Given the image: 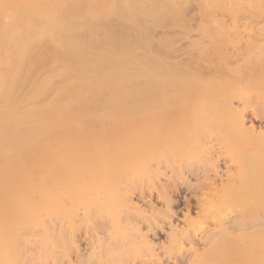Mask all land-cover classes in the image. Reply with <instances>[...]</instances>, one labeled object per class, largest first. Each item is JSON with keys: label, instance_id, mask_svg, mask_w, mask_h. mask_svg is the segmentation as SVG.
I'll list each match as a JSON object with an SVG mask.
<instances>
[{"label": "rangeland", "instance_id": "374dc122", "mask_svg": "<svg viewBox=\"0 0 264 264\" xmlns=\"http://www.w3.org/2000/svg\"><path fill=\"white\" fill-rule=\"evenodd\" d=\"M32 1L33 2H31V0L18 1V7L15 8L14 6L16 5L12 3L13 0H0V42L6 44V41H12L14 39L12 36L17 33L16 30L18 31L17 34L22 33V36L25 35V32L29 28H26L25 32L22 29L25 28L26 25L31 26L32 24L33 27L31 28H34V26L39 27V25L40 28L43 26V19L40 18L39 14L50 6L51 0L49 1L50 3H47L49 5L47 7H45V0ZM81 1L78 0L77 2L79 3L77 4H79L80 10L81 8L84 10L86 7H90L89 5L93 7L97 0H95L94 3L92 2L93 0L90 2L84 0L86 5L85 3L80 5ZM108 1L109 3H107ZM225 1L226 0H98L96 6H99V8L95 7L100 12L95 11L99 13L97 14L99 17L96 18L97 27L95 28L93 25L96 20L85 21V14H83L81 19H83L82 21L86 24L83 23L81 19L80 21L87 25L84 28L86 31L92 29L89 26L87 30L86 27L93 22V25L91 24L93 29L90 32L92 36H90L89 33L86 35L87 32L85 31L86 33H83L80 38L82 41L80 42V39H77V37L76 41L79 40L81 44L82 42L83 44H90L96 49L94 58H92L96 63H106L102 55H104V45H107L108 47H105L110 49L107 61L108 64L105 65V71L97 70L91 74L92 87L86 91L90 92V96H93L92 101L67 109L68 114L71 115L87 114L79 117L72 116L69 120L63 122L62 120L65 119H61L60 123L58 120V123L56 122V124H54V126L57 125L60 127L59 129L61 130H69L71 134H68V136L65 135L64 137L61 136L59 139L55 140L48 138L43 141L45 147L43 149L45 150L41 152V155L37 154V156L35 154L36 152H29L30 154L21 158L27 164L30 163L29 161L34 160L42 163L43 168L41 171L40 169L37 172L36 170L35 172L30 171L25 177L38 180L41 185L42 191L40 187L32 190L33 198H37L39 192L45 190L46 199H48V196L50 199L45 200L44 204L37 202L36 199L33 203L31 202V204L30 202H26L28 203L26 205L25 202H16L18 205L17 207L19 209L21 207V211L25 213L23 214L16 208L14 210L22 213H18V215L20 214L19 217L16 216V218L18 217V221H16V219L14 220L15 213L17 215V212L14 210V218L12 216L11 219L7 221H11L8 224L11 226V229L15 228L13 226L19 229L22 225L21 227L23 229L20 228L19 230L23 231V234H21L25 236V238L21 236V234L18 235L20 231L18 230V232H16L17 229L15 234H13L15 229L13 232L10 228L7 229L9 231L5 228L6 231L3 229L2 236L0 234V244L2 245L0 246V254H4L5 258L6 253L4 262L14 264V262L10 260L12 259L13 261L15 258V264H67L69 263L68 261H74L75 263H70L76 264L78 260H80L79 257H77L78 253L81 254L82 252L85 256H88L87 253L91 254L92 257L90 256V260H92V262L89 260L91 264L93 262L95 264H101L103 260L105 264H114L115 262L124 264L126 260L122 258L124 262H121L122 259H120L121 256L124 255H121L119 261H116L118 256L113 254V256L115 255V257H117L116 259H112L111 262L113 260L114 262L111 263L108 261V258L111 257H107L109 256V252L107 251L108 254L105 255L103 251L106 248L102 250L100 248H103V245L107 247L110 242H106L109 240L112 241V239L115 240V237L117 239V236H119V239L121 238L123 240V244H134L136 241L133 243V237H135L136 234L132 228L135 230V226L136 228L139 226L138 228L141 227V232L143 234L145 233L146 237H148L146 240L148 239L147 241L152 244V248L154 246L153 249L155 251L152 248L148 250L143 244H139L140 240L136 237L135 239L139 242L132 245L135 246L134 248L136 249L134 250L129 247L126 250L125 247L123 250L128 252L132 249L128 252L129 254L125 251V253H127L126 255H129L131 259H128L129 264L131 261L134 264H188V262L191 264L192 261L190 260V256L192 252L195 253L198 248L200 249L202 247L199 244L202 237L203 241L205 239V242H208V239L209 242L212 240L211 242L213 245L215 241H218L217 239L221 240L220 243L218 242L215 244V247L217 246L216 248H214V246L211 247V245H208V247L205 246V249H207L203 254L204 256L200 259V261L204 262L203 264H211L216 260L215 258H217V260H222V257L223 260L218 261L221 262L220 264H237V262L238 264H264V0H245L243 6L225 3ZM112 4L114 5L112 6ZM91 9H87L88 13H92L91 11L89 12ZM82 13L83 12L80 14ZM101 14L104 17L106 16V18L104 19ZM113 14H117L118 16L113 18ZM109 16L110 18L108 19ZM84 29L82 30L84 31ZM12 32L15 34H11ZM16 38H19L18 35ZM1 45H3V43ZM43 46H45V44H43ZM79 48H81V46L78 44L75 46V51H79ZM158 65L161 66H159L162 68L161 70L158 68ZM42 71L43 70H41V72ZM158 71H163V73L161 74ZM169 71L171 74H169ZM46 72L45 70L44 73ZM159 74L162 75L159 81L163 79V86H165V88H162V83L156 85ZM24 83L23 81V83L20 84L18 90L23 91L25 89L24 91L28 92L27 84H29V82L25 84L27 88L23 86V89L22 85H24ZM167 88H170L173 93L172 98L171 95L169 96L171 98V101L168 102L169 104L174 102L175 98H177L176 101H178V98L182 97L183 100L190 99L186 102L187 104L184 103L189 106H187L189 109H181V107L178 109L179 106L177 108L173 107L175 110H173V112L171 111L174 113L172 116L171 112H167V109L164 111V109L168 107L165 106V108L162 109L164 114L160 116V122L157 118L159 119V115L162 113L156 112L159 115L155 113V103L152 102L160 95L158 89L162 90V94L164 95L163 90L170 92ZM188 90L191 92V95L188 94ZM156 92L159 94L157 95ZM155 94L157 96H155ZM67 95L68 94L65 93L61 96V102ZM79 95L85 94L80 93ZM162 97L160 95V97H158L159 100L160 98L162 99ZM44 98L42 99L44 100ZM172 99L174 101H172ZM159 100L155 102H159L158 104L160 107V103L162 104V101L165 103V101L164 99L161 102ZM152 104L154 105V109ZM138 105L140 106L138 107ZM190 105H192V108H190ZM193 105L198 107L195 108ZM161 108L162 107L157 108V110L159 109L160 111ZM170 108L168 109L169 111ZM147 109L150 110L145 112ZM136 110L139 111H137L139 115H137L135 120V116L128 120V118H130L127 117L130 114L129 112H136ZM195 110L196 112H194ZM140 111H142V113ZM190 111L192 113H190ZM168 113H170V116ZM140 115L142 118L139 117ZM162 117L165 118V120ZM172 117H174V119ZM241 118L244 120V125L247 126L244 127L245 129H241V124L238 125L241 123L238 119L241 120ZM168 120L170 122L172 121V123L175 124L174 126H178V128L174 127L175 134L172 132L173 129H169L171 130L170 132L169 130L163 132V129H157L161 126L163 121L165 122ZM128 122L130 125H128ZM170 122H168L167 125H169ZM163 124L165 125L166 123ZM157 125L159 127H157ZM183 126L184 128H182ZM250 127L251 131L252 129L254 130L252 134L250 133L251 131H247ZM106 130L107 132L109 131V138L106 134ZM241 130H243V132ZM104 131L106 135L103 134ZM156 131H158V133L162 131L161 135L157 134ZM100 133L101 137L107 136V138L101 139ZM162 133H164V135ZM114 135L116 137H114ZM111 136L113 138H111ZM157 136H160L159 139L163 137L161 140L164 142L161 140L159 142ZM110 139L112 140L110 141ZM162 142L164 144L167 143L166 149L164 144H162L163 146H159ZM169 142L173 143L170 144ZM168 144L171 145L169 150H167ZM97 150H101L102 153L105 151L107 155L109 153L110 159L109 157L106 158V153H103L104 155H101V152V154L99 153L101 155H99L100 158L104 156L103 158L105 161L109 159V162H103V158H99L100 161L102 160V163L97 160ZM161 150L162 157L161 154H159ZM173 150L174 152H172ZM94 151L96 153L93 154ZM123 151H125L124 154H122ZM163 152L164 154L168 152L165 154L166 157ZM87 154L90 158L85 157ZM95 154L97 157H94ZM79 155L83 158H87L86 160L89 159V164H91L90 159L94 157V161L95 159L96 161L95 163L92 161L94 163L92 165H95V168L89 166L88 161H84L85 159H83V161L82 159L78 160L80 159ZM116 155L117 157H115ZM125 155L127 156L124 158ZM128 155L131 157L128 158ZM112 157H114L116 162H114ZM118 158H120V161L122 160V165L124 164L123 162H125V165L129 166L126 167L123 165L122 168L121 165L120 168H116L118 165L117 162H119ZM75 160L79 162L77 161V164L72 166V164L76 162ZM80 161H82L83 164H78ZM130 162H133L134 165ZM214 162L217 164L215 165ZM103 163H105V165ZM110 163L112 165L116 163L117 165L114 164L116 166L114 168L116 169L112 170L113 167L108 165ZM62 164L65 165L63 166ZM69 164L71 165L70 167ZM100 165L104 166V168L100 167ZM106 165L108 167H106L107 169L105 168ZM59 166H63V169L59 170ZM214 167L216 168L214 169ZM64 168L67 169L64 170ZM121 168L122 170H120ZM98 169L101 170L99 171L100 173ZM94 170L96 171L94 172ZM223 178H225L227 182ZM94 180L96 182L92 183ZM221 180L225 182L223 183ZM91 183L94 186H91ZM98 183L99 186L101 185L100 188L102 189V193L106 194V199H103L102 197H104V195L100 194L102 197L99 196V201L101 198L105 200H101L102 202L96 199L98 193L96 195L94 193H101L100 188L94 189L95 186L98 187L95 185ZM64 184H67V189L63 187ZM73 187L77 190L72 191ZM65 189L68 190L67 194ZM89 189H93L94 191L92 192V190H90V192ZM62 191L64 192L62 193ZM75 192L76 194H78V192L82 193L78 194V196L80 197L81 195L80 200L83 202L76 198L75 201H78V203L74 204L75 201L72 196H77ZM93 193L94 196H92ZM63 194L66 195L63 196ZM69 194H72V196ZM67 195H69L70 198ZM217 195L223 199H218L219 196L217 197ZM88 196H91L93 201H98L94 202L97 204V207L91 202V197ZM93 197H95V199ZM63 199L73 201L72 203L68 200L62 202ZM88 199H90V201ZM131 199L136 206L130 209L127 207L125 208V205L128 207L130 206L123 202L128 203L129 200V202H131ZM167 201L170 204H168ZM2 203L4 204V202ZM5 203L7 204L8 202ZM11 203L10 204H14L15 207L16 203ZM34 203L37 207L33 205ZM100 203L103 204L104 208L98 209V204ZM3 204L0 202V207H2ZM38 204H40V206ZM6 207V209H10L11 206ZM14 207L12 206V209ZM25 207L27 210H29L28 208L30 207L31 211L29 210L28 212L24 209ZM137 207L140 208H138V211L136 209ZM13 211H10L11 215ZM129 213L133 214L128 215ZM26 214L31 216L29 217ZM168 215H172L169 216L171 217V221H169L170 218L167 219ZM20 216H22V218L24 216L25 218L29 217L24 220H27L24 223L25 226H23L24 224ZM164 216L167 217L165 218ZM235 219L239 222L235 221ZM12 221H15V225L13 224V226L11 225ZM101 221H103V224L106 223V227L110 229L109 232V229H105V226H103L101 230L104 233L108 230V233L106 232L107 236H103L101 239L104 241L106 237L108 238L104 243L100 241V236L102 235L100 231L102 228V224L100 225V223H102ZM18 222H20L19 225L21 224L19 227L17 226ZM131 222L134 225L133 227H131L132 224L130 225ZM147 222L150 225H148ZM170 222L172 225H170ZM95 223L96 225L98 223L97 226H100L97 228L94 227L96 226L94 225ZM237 224L239 225L238 227H236ZM251 224L253 225V229L251 227L249 229L248 227L252 226ZM173 225L177 227L174 228ZM147 226L152 227V230ZM246 226L248 229L247 231L245 230ZM92 227L94 228L92 229ZM171 227H173V229L170 234L171 231H169V228L171 229ZM95 228H99V233L101 232V235H99L98 232L97 234L95 233ZM173 231H175L174 234L177 232L175 237L174 235L173 237L171 236ZM215 231L219 234H216L217 237L214 235L212 236V234H215ZM9 232H12L11 235ZM92 232L94 233L93 236H89L90 234L92 235ZM246 232L249 233L248 236ZM16 233L21 238L18 236L16 238ZM104 233L103 235H106ZM244 233L245 236L243 235ZM233 234L235 237H233ZM238 234L239 236H237ZM13 235L14 237H12ZM84 235L89 236L92 240L93 237L95 238L97 237L96 235H99L96 238L98 241V243L96 242L97 245H95L97 249L92 248V245L89 244L92 243L93 247H95L94 244H96V239L92 241L90 238H87V236L84 237ZM128 235H131L132 238H130V240H133L130 241V243L129 240L126 239V237H129ZM8 236L18 240H14L15 242L13 243V239H10L11 237L9 238ZM211 236L214 237V239H210L209 237ZM227 236L230 242L227 240ZM86 238L90 239L92 242L88 240L87 243H85L84 241L87 240ZM2 239L7 242L5 241L3 243ZM81 239L84 241L81 242ZM119 239L115 241L120 243L122 240ZM124 240H127V243H124ZM9 241L11 244L13 243L15 247L8 244ZM234 241L237 242L234 243ZM252 241H259V247L256 248V250L251 247ZM76 242L80 247L77 246ZM100 242L101 244H99ZM5 243L10 246L6 247ZM110 244L114 249L111 253L116 251L119 252V250L113 247L115 244L114 241L113 245L112 243ZM137 245H141L145 250H139V253L136 252L137 248L140 249ZM220 245H222V247ZM223 245L225 247H223ZM3 246L4 248L6 247V250H2L1 247ZM89 246L92 249H90ZM77 247L85 251H79ZM209 247H211V249ZM217 248L220 250L219 254L224 251L222 257L221 255H217ZM26 249L29 252L22 254V251L24 252ZM94 249H96L95 251H97V254L93 252ZM9 250L10 254L11 251L14 252L15 250V254L19 255L20 252L21 256L27 254V260H25V256H23L25 260H23L24 263L20 260L22 257L16 261L18 256L12 257L15 254L12 253L13 255H10L8 252ZM150 250L154 252L150 254ZM30 251H32L31 254ZM100 251L101 254L105 255V258L107 257L106 262L103 258L104 255H100ZM256 251L258 252L256 253ZM64 253L68 255L66 258L63 256L65 255ZM121 253L125 254L124 252ZM28 254H30V257H27ZM155 254L156 256H152ZM110 255L112 256V254ZM228 255L230 256L229 259L227 257ZM8 256L11 257L10 260L7 259ZM31 257L32 259L34 258V260H32ZM94 257L102 261H97ZM98 257H102V259ZM127 257L128 256L125 258ZM28 258L30 259L28 260ZM93 259L96 261H93ZM213 259L214 261H212ZM226 260L227 262H225ZM103 262L102 264H104ZM79 263L80 262L77 264ZM87 264L89 263L87 262ZM200 264L202 263L200 262Z\"/></svg>", "mask_w": 264, "mask_h": 264}, {"label": "bare ground", "instance_id": "6f19581e", "mask_svg": "<svg viewBox=\"0 0 264 264\" xmlns=\"http://www.w3.org/2000/svg\"><path fill=\"white\" fill-rule=\"evenodd\" d=\"M9 1H12V0H9ZM18 1H29V0H13V2L12 3H14L16 6H14L15 8H17L18 7V4H19V2ZM44 1V0H43ZM47 1V2H46ZM50 0H45L44 2H45V7H47V6H49L47 3L49 2ZM75 1L76 0H51L49 3H50V6L49 7H47V9L46 10H44V11H41V13L40 12H38V13H40L39 15H40V18H42V19H40V20H42V24H43V26L40 28V25H39V27H35L34 26V28H31V27H33L32 26V24H31V26H27L26 25V27L25 28H23L22 30H24V32H25V30H26V28L28 29L26 32H25V35H23L22 36V33H19L20 34V36H19V34H17L18 33V31L16 30V34L18 35V37L19 38H21V36H22V38L21 39H19V38H16L17 37V35L15 34V33H11V34H15V35H13L12 37H14V39L12 40V41H6L7 43L6 44H4V42H0V202H1V204H3L2 202H4V204H3V209H2V207H0L1 209H0V234H1V236H2V232H3V229L5 228L6 230L7 229H9L11 226L10 225H8L9 224V222H11V221H7L8 219H11V217L14 215V211L15 212H17V215H16V213H15V218H14V216H13V218H14V220L16 219V221H18L17 220V218L19 217V215L20 214H24L25 212H22L21 210V207H20V209L17 207L18 205H17V203L16 202H25V205L26 204H28V203H26V202H30V204H31V202L33 203L34 202V200L36 199V201L37 202H41V204L43 203L44 204V201L45 200H49L50 198H49V196H48V199H46V192H45V190H43V192H39V195H38V197L37 198H33L32 196H33V189L34 188H41V185H40V183H39V181L38 180H35V179H28V178H26L25 177V175H28L29 173H30V171H34L35 172V170H36V172L37 171H39V169H40V171L42 170V168H43V165H42V163L40 162V161H36V160H34V161H29L30 163H26V162H24L21 158H23V157H25V155H28V154H30L29 152H33V153H35L36 155L38 154V155H41V152L42 151H44L45 149H43V148H45L44 147V144H43V141L44 140H47L48 138L49 139H51V140H55V139H59L61 136L62 137H64L65 135L66 136H68V134H71L70 133V131L69 130H61V129H59L60 127H58L57 125H55V126H57V127H55L54 126V124H56V122L58 123V120H59V123H60V121H61V119H65V120H62V122L63 121H67V120H69L70 119V117H72V116H76V117H79V116H81V115H85V114H87V113H83V114H77V115H71V114H68V112H67V109H70L71 107H76V106H79V104H82V103H88V102H91L92 101V99H93V96L91 95L90 96V92H88V91H86V90H89V89H91V85H92V80H91V74L92 73H94L95 71H97V70H106V64H108L107 63V61H108V57H109V53H110V49H108V48H106L105 46H107V45H104V48H103V52H104V55H102V58H105L104 60L106 61V63H96V62H94L93 61V59L92 58H94V54H95V51H96V49L94 48V47H92L90 44H83V42H82V44L80 43L82 40L80 39L81 38V36H82V34L84 33H86V35H88V33H89V35L90 36H92L91 34H90V32H91V30L93 29V27H92V25H93V22H91L90 23V25L88 24V27H86L87 28V30L89 29V26L92 28V29H90V31H86V29H84L85 28V26H87V25H85L86 23L85 22H83L82 20L83 19H81V17L83 16V14H85L84 16V20L85 21H88V20H90V21H95L96 20V18L97 17H99L97 14H99V13H96L95 11H97V12H100V11H98L97 9H96V7L97 8H99V6H96V4H97V2H98V0L96 1V4L95 5H93V7H91L92 5H89L90 7H86L87 9H91V10H89V12L91 11L92 13H88V10L85 8L84 10L81 8V10H80V8H79V4H77V3H79V2H77L76 1V3H75ZM81 1V0H80ZM86 1V0H85ZM89 2L91 1V0H88ZM94 1L95 0H93L92 2L94 3ZM114 1H116V0H114ZM244 1L245 0H226L225 1V3H230V4H235V5H238V6H243V4H244ZM31 2H33L32 0H31ZM11 3V2H10ZM9 3V4H10ZM83 3H85V5H86V2H84V0H82L81 2H80V5L81 4H83ZM101 3H102V1H101ZM105 3V2H104ZM107 3H109V1L107 2ZM7 4V3H6ZM47 4V5H46ZM224 4V3H223ZM76 5H78V6H76ZM99 5V4H98ZM114 4H112V6H113ZM74 6H76V7H74ZM96 6V7H95ZM49 8V9H48ZM94 9H96V10H94ZM102 9V8H101ZM100 9V10H101ZM106 9V8H105ZM83 10V11H82ZM93 10V11H92ZM111 10H113V9H111ZM111 10H110V12H111ZM40 11V10H39ZM83 12L82 14H80L81 12ZM80 12V13H79ZM108 12V11H107ZM114 13H116V12H114ZM118 14V13H117ZM115 15V14H113L114 15V17L113 18H115V17H117L118 15ZM101 16L102 17H104L102 14H101ZM120 16V15H119ZM80 17V18H79ZM106 18V16L104 17V19ZM110 18V16L108 17V19ZM78 19H79V21H78ZM80 19H81V21L83 22V23H85V24H83L81 21H80ZM89 23V22H88ZM92 24V25H91ZM96 25V26H95ZM94 28L95 27H97V20H96V22H94ZM37 28V29H36ZM82 29H84V31L82 30ZM82 31V32H81ZM86 31V32H85ZM23 32V31H22ZM23 32V33H24ZM80 34V35H79ZM77 35H79V36H77ZM76 37H77V39L79 38L80 39V42H79V40H77L76 41ZM91 39V38H90ZM3 43V45H1ZM43 44H45V46H43ZM47 44V45H46ZM80 45L81 46V48H79L78 50L79 51H75V46H77V45ZM41 47V48H40ZM108 47V46H107ZM78 48V47H77ZM80 49H81V51H80ZM124 56H126V55H124ZM161 64V63H160ZM49 66V67H48ZM120 66V65H119ZM160 65H158V68L161 70L162 68H160L159 67ZM174 67H177V66H174ZM47 68V69H46ZM49 68V69H48ZM168 68H170V67H168ZM158 69V70H159ZM41 70H43L42 72H41ZM45 70L47 71L46 73H44L45 72ZM167 71H168V69H167ZM159 73H163V71H158ZM170 72V71H169ZM168 72V73H169ZM169 74H171V72L169 73ZM160 75V74H159ZM158 75V79H157V83H156V85H158V84H160V83H162V86L164 85L163 84V79H161L160 81H159V79H160V77L162 78V75H160L159 76ZM170 80V79H169ZM23 81L25 82L24 83V85H22V87L23 86H25V84H26V82H29V84H30V86H29V84H27L28 85V88L25 86V88H27L28 89V92H25L24 90V87H23V91L22 90H20L21 91V93H20V91L18 90L19 88H20V84H22L23 83ZM159 82V83H158ZM19 85V86H18ZM17 86H18V88H17ZM161 86V85H160ZM21 87V88H22ZM30 87V88H29ZM170 88H172L171 86H169ZM162 88H165V86H163ZM170 88H167V89H169V91L170 92H166V91H164L163 90V93H164V95L162 94V90H159L158 89V92H160V95H161V97L163 96H166V97H162V99L160 98V100H159V98L158 97H160V95H158L159 93L158 92H156L157 93V95H158V97H157V99L155 100V101H157V100H159L160 102L164 99V101H165V103H168V102H170L171 101V98H172V90L170 89ZM18 92H17V91ZM156 90H157V88H156ZM15 92H17V93H15ZM167 94H166V93ZM185 92H187V91H185ZM188 94L189 95H191L190 93V91L188 90ZM21 95H19V94ZM65 93H67L68 95H67V97L61 102V96L63 95V94H65ZM85 94V95H79V94ZM96 93V92H95ZM169 93H171V94H169ZM156 94H155V96H157ZM171 95V98L169 97ZM19 96V97H18ZM45 97V98H44ZM48 99H47V98ZM42 98H44V100L42 99ZM155 98V97H154ZM170 100H169V99ZM175 98V97H174ZM47 99V100H46ZM166 99V100H165ZM168 99V100H167ZM179 99H180V101H179ZM177 100V98H175V101ZM190 100V99H189ZM189 100H183L182 99V97H180V98H178V101H174L173 99H172V101H174V102H171V104H165V103H163V101H162V104L160 103V107H162L161 109H160V111H159V109L157 110V108H160L159 107V102L158 103H156L155 101L154 102H152V103H155L154 105H155V107H156V111H155V113L157 112V113H162V114H157V115H159V119L157 118V120H159L160 121V119H161V117L160 116H163V112L164 111H166V109H167V112H173V110H175V108H177L178 106V109H180V107H181V109H186V108H188L189 106L188 105H185L184 103H186L187 101H189ZM133 101V100H132ZM131 101V102H132ZM178 102V103H177ZM191 102V101H190ZM182 103H183V105H182ZM143 104V103H142ZM173 104H175V105H173ZM176 104H177V106H176ZM179 104V105H178ZM187 104V103H186ZM191 104V103H190ZM196 104V103H195ZM129 105H131V104H129ZM153 105V104H152ZM154 105H153V109H154ZM161 105H163V106H161ZM181 105V106H180ZM185 105V106H184ZM197 105V104H196ZM140 105H138V107H139ZM158 106V107H157ZM165 106H170L169 108H170V111L168 110L169 108L168 107H166L165 108ZM184 106V107H183ZM188 106V107H187ZM191 107L190 108H192V105H190ZM194 106V105H193ZM173 107H175V108H173ZM195 107V106H194ZM198 107V106H197ZM197 107H195V108H197ZM131 108V107H130ZM165 108V109H164ZM162 109H164V111H162ZM172 109V110H171ZM189 109V108H188ZM150 110V109H149ZM148 109L145 111V110H143V111H145V112H147V111H149ZM152 110V109H151ZM198 110V109H197ZM137 111L138 110H136V112H133V111H131V112H129L130 114L127 116V115H125V116H127V117H130V118H128V120H130L131 118H133L134 116V120H135V118L137 117V115H139V113H137ZM159 111V112H158ZM186 111H188V110H186ZM139 112V111H138ZM141 113H142V111H140ZM171 112V114H172V116H173V114L174 113H172ZM194 112H196V110L194 111ZM134 113H137V114H134ZM187 113H189V112H187ZM190 113H192L191 111H190ZM144 114H146V113H144ZM132 115V116H131ZM168 115L170 116V113H168ZM142 116H143V114H142ZM146 116V115H145ZM175 116V115H174ZM127 117H126V119H127ZM139 117H141V115L139 116ZM144 117V116H143ZM142 118V117H141ZM163 118V117H162ZM170 118V117H169ZM173 119H174V117H172ZM244 118V117H243ZM145 119H146V117H145ZM144 119V120H145ZM164 120H165V118H163ZM167 119H168V117H167ZM171 119V118H170ZM169 119V120H170ZM133 120V119H132ZM140 120V119H139ZM142 120V119H141ZM163 121V123H166L165 125L162 123L161 124V126L159 127L158 125H157V127H159V128H157L158 130H162L163 129V132H165L166 130L168 131L169 129H173L172 130V132H174V127H176V128H178V126H174L175 124H173L172 123V121L170 122V121ZM172 120V119H171ZM136 121H137V119H136ZM136 121H135V123H136ZM238 121L240 122L241 121V123H239L238 125H240L241 124V129H245L244 127L246 126V125H244V120L241 118V120L240 119H238ZM138 122V121H137ZM139 122H141V121H139ZM143 122V121H142ZM161 122V121H160ZM168 122H170L169 123V125L171 124H173L171 127L169 126V125H167L168 124ZM125 123V122H124ZM130 123H131V121H130ZM158 123V122H157ZM176 123V122H175ZM249 123V122H248ZM145 124V123H144ZM127 125V124H126ZM125 125V126H126ZM128 125H130L129 124V122H128ZM140 125V124H139ZM139 125H137V126H139ZM156 125V124H155ZM163 125H164V128H163ZM166 125H167V128H166ZM248 125V124H247ZM132 126V125H131ZM152 126V125H151ZM181 126V125H180ZM179 126V127H180ZM149 127V126H148ZM156 127V126H155ZM247 127V126H246ZM252 127V126H251ZM251 127H250V129H248V128H246V129H248L247 131H251ZM140 128V127H139ZM147 128V127H146ZM150 128V127H149ZM152 128V127H151ZM166 128V129H165ZM175 128V129H176ZM182 128H184V126L182 127ZM181 128V129H182ZM135 129V128H134ZM153 129H154V127H153ZM156 129V130H157ZM125 130V129H124ZM135 130H137V129H135ZM177 130V129H176ZM188 130H189V128H188ZM69 131V132H68ZM171 130H169V132H170ZM187 131V130H186ZM242 132H243V130H241ZM246 131V130H245ZM254 130L252 129V131L250 132L251 134H252V132H253ZM106 132H107V130H106ZM109 132V131H108ZM108 132L106 133L107 134V136H108V138H109V134H108ZM134 132V131H133ZM161 132L162 131H160V133H158V131H156V133L157 134H160L161 135ZM261 132H263V131H261ZM101 133H102V131H101ZM101 133H100V137H101ZM132 133V132H131ZM99 134V133H98ZM103 134L104 135H106L105 134V131L103 132ZM111 134V133H110ZM163 135H164V133H162ZM172 134V133H171ZM173 134H175V132L173 133ZM259 134H261V133H259ZM103 135V136H104ZM93 136V135H92ZM96 136L98 137V135H97V133H96ZM107 136H105V137H101V139H105V138H107ZM113 136V135H112ZM111 136V138H113ZM127 136V135H126ZM156 136V135H155ZM99 137V138H100ZM114 137H116L115 135H114ZM160 137V136H159ZM159 137L157 136V138L159 139ZM98 138V139H99ZM128 138V137H127ZM163 137H161L158 141L160 142V140L162 139ZM126 139V138H125ZM107 140H109V139H107ZM112 139H110V141H111ZM157 140V139H156ZM173 140V139H172ZM104 141V140H103ZM161 141H163V140H161ZM126 142V141H125ZM164 142V141H163ZM157 143V144H159V146L160 145H162V144H164V143ZM167 143H168V141H167ZM166 143V144H167ZM170 144H172L173 142H169ZM166 144H164L165 145V149H166ZM130 145H131V143H130ZM169 145V144H168ZM167 145V147H168V149L167 150H169V147L171 148V145H169L168 146ZM128 146V145H127ZM127 146H125V147H127ZM163 146V145H162ZM161 146V147H162ZM128 147H130V146H128ZM157 147H158V145H157ZM161 147H159L160 149H162ZM131 148V147H130ZM119 149V148H118ZM102 150V149H101ZM101 150H97L98 151V153H97V155H98V157H97V155L95 154L94 155V157H97V160H99V158H100V156L101 155H104L103 153H106L105 151H103V153L101 152ZM116 150H117V148H116ZM155 150H156V148H155ZM163 150V149H162ZM162 150H161V153H159V154H161V157H162ZM166 151V150H165ZM171 151V150H170ZM102 154H101V153ZM124 152L125 151H123V153L122 154H124ZM127 152V151H126ZM155 152H157V151H155ZM172 152H174V150L172 151ZM94 153H96L95 151L93 152V154ZM101 155H100V154ZM128 153V152H127ZM166 153H168V152H165V154ZM92 154V155H93ZM158 154V153H157ZM158 154V155H159ZM163 154H164V152H163ZM165 154H164V156H165ZM37 155V156H38ZM100 155V156H99ZM80 156V159H78V160H81L82 159V161H83V159H85L84 161L86 162V161H88V160H86L87 158H90V157H88V154H87V156H85V157H87V158H83V157H81V155H79ZM89 156H91V155H89ZM107 156V157H106ZM106 158H108L109 157V159H110V156H109V153H108V155H107V153H106ZM127 155H125L124 156V158L126 157ZM160 156V155H159ZM158 156V157H159ZM164 156H163V158H164ZM167 156H169V155H167ZM172 156H173V154H172ZM94 157H93V159H90L91 161H90V163L91 164H89V161H88V164H89V166H92V167H94L95 165H92V164H94L95 163V161H96V159H95V161H94ZM104 157V156H103ZM102 157V158H103ZM115 157H117V155L115 156ZM129 157H131V156H129L128 155V158ZM166 157V156H165ZM171 157V156H170ZM6 158H8V159H6ZM102 158H100V159H102ZM162 158V159H163ZM213 158H215V157H213ZM6 159V160H5ZM77 159V158H76ZM109 159H107L106 161H105V159L103 158V162L105 161V163L106 162H109ZM112 159L114 160V157H112ZM117 159V158H116ZM120 158H118V160H119ZM158 159H160V158H158ZM212 159V158H211ZM66 160V159H65ZM77 160V161H78ZM127 160V159H126ZM131 160V159H130ZM164 160V159H163ZM165 160H167V159H165ZM171 160V159H170ZM76 161V160H75ZM77 161L76 162H74V164H72V166L73 165H75V164H77ZM82 161H80V163H78V164H83V162ZM92 161H94V163L92 162ZM100 161V160H99ZM98 161V162H99ZM128 161V160H127ZM173 161V160H172ZM214 161V160H213ZM64 162V161H63ZM79 162V161H78ZM85 162H84V164H85ZM101 163H102V160L100 161ZM114 162H116V160H114ZM120 162H121V164H120ZM157 162H159V161H157ZM175 162V161H174ZM23 163H25V164H23ZM105 163H103L104 165H105ZM112 163V162H111ZM108 164L109 166L111 165L113 168H112V170H114V169H116V168H120L121 167V165H122V160L120 161L119 160V162H117L118 163V165L116 164V163H114V164H116L117 165V167L114 165H112V164ZM124 164V166H126L125 165V162H123ZM128 163H129V161H128ZM131 164H133L134 165V163L133 162H130ZM210 163V162H209ZM213 163V162H212ZM215 163V162H214ZM66 164V163H65ZM64 164V165H65ZM158 164V163H157ZM166 164V163H165ZM171 164V163H170ZM169 164V165H170ZM208 164V163H207ZM217 163H215V165H216ZM63 165V164H62ZM63 165V166H64ZM67 165V164H66ZM120 165V166H119ZM123 165H122V168H123ZM164 165V164H163ZM63 166H59L60 167V169L59 170H62L63 169ZM71 165L69 164V167H70ZM88 166V167H89ZM127 166H129V165H127ZM126 166V167H127ZM168 166V165H167ZM214 166V165H213ZM76 167V166H75ZM87 167V168H88ZM100 167H103L104 168V166H102V165H100ZM99 167V168H100ZM107 167V165L105 166V168ZM114 167H116V168H114ZM156 167H157V165H156ZM163 167V166H162ZM166 167V166H165ZM68 168V167H67ZM67 168H64V170L65 169H67ZM73 168V167H72ZM71 168V169H72ZM95 168V167H94ZM94 168H90V169H94ZM108 168V167H107ZM106 168V169H107ZM122 168L120 169V170H122ZM125 168V167H124ZM167 168V167H166ZM165 168V169H166ZM216 167H214V169H215ZM96 169H97V165H96ZM109 169H110V167H109ZM159 169V168H158ZM161 169H163V168H161ZM170 169V168H169ZM88 170V169H87ZM102 170H104V169H102ZM96 170H94V172H95ZM99 171H101L100 169H98V172ZM110 171V170H109ZM216 171V170H215ZM214 171V172H215ZM29 172V173H28ZM64 172V171H63ZM97 172V173H98ZM106 172V171H105ZM104 172V173H105ZM108 172V171H107ZM111 172V171H110ZM221 172V171H220ZM62 173V172H61ZM100 173V172H99ZM221 174V173H220ZM99 175V174H98ZM97 175V176H98ZM217 175V174H216ZM215 175V176H216ZM217 177V176H216ZM215 177V178H216ZM219 177V176H218ZM238 177V176H237ZM222 178V177H221ZM226 178V177H225ZM225 178H223V179H225ZM228 178V177H227ZM239 178V177H238ZM72 179H74V178H72ZM219 179V178H218ZM229 179V178H228ZM96 180V179H95ZM93 181L92 183H94V182H96V181ZM103 180V179H102ZM241 180V179H240ZM101 181V180H100ZM221 181H223V180H221ZM225 181H226V179H225ZM225 181H223V183L225 182ZM239 181V180H238ZM99 182V181H98ZM227 182V181H226ZM63 183H66V182H63ZM63 183H62V185H63ZM73 183V182H72ZM91 183V186L93 185ZM222 183V182H221ZM101 184V183H100ZM227 184V183H226ZM232 184V183H231ZM230 184V185H231ZM66 185L67 184H64V188H66L67 189V187H66ZM95 185H97L98 187H96L95 186V188L94 189H96V188H100L101 187V185L99 186V183L98 184H95ZM228 185V184H227ZM94 186V185H93ZM234 186V185H233ZM236 186V185H235ZM62 187V188H63ZM217 187V186H216ZM63 188V189H64ZM62 189V190H63ZM65 189V190H66ZM101 189V188H100ZM216 189V188H215ZM76 191L77 189H74V187H73V190L72 191ZM90 190H92V192L94 191L93 189H89V191ZM217 190V189H216ZM41 191H42V188H41ZM95 191H97V190H95ZM98 191H99V189H98ZM64 191H62V193H63ZM66 192V194L68 193V190H66L65 191ZM91 192V191H90ZM95 193V195L98 193V196L96 195V199H98L99 198V196H101L102 197V195H100V194H103L102 193V189H101V193L100 192H94ZM94 193H93V195L92 196H94ZM66 194H63V196L64 195H66ZM75 194H76V192H75ZM78 194H82V193H79L78 192ZM78 194H76L77 196H78ZM69 195H71L72 196V194H69ZM69 195H67L68 197H69ZM89 195V194H88ZM91 195V194H90ZM104 195V197H102L103 199L106 197V194L104 193L103 194ZM166 195V194H165ZM164 195V196H165ZM222 195V194H221ZM75 197L74 195L72 196V198L74 197V201H75V199L77 198V200L79 199V201H81V202H83L82 200H80V197H81V195H80V197L78 196V197ZM85 196H86V194H85ZM219 195H217V197H218ZM253 196V195H252ZM84 197V196H83ZM82 197V198H83ZM88 197H91V196H88ZM166 197H167V195H166ZM212 197V196H211ZM216 197V198H217ZM64 198V197H63ZM66 198V197H65ZM70 198V197H69ZM81 198V199H82ZM94 199H95V197H93ZM101 198V200H103ZM219 198H221V199H223L222 197H218V199ZM106 199V198H105ZM166 199V198H165ZM225 199V198H224ZM70 201L71 203H72V201L71 200H69V199H63V201L62 202H64V201ZM84 200V199H83ZM87 200V199H86ZM89 201H90V199H88ZM91 202L93 203V204H95V206L97 207V204L96 203H94V202H98L99 201V199H98V201L97 200H94L93 201V199H92V197H91ZM99 201V202H102V201ZM128 200V199H127ZM132 200V199H131ZM167 200H168V198H167ZM170 200V199H169ZM216 200V199H215ZM228 200V199H227ZM103 201H105V200H103ZM126 201V200H125ZM130 201V200H129ZM128 201V203L127 202H123L124 204H129V206L130 207H128V206H124L123 204V206L126 208H131V207H135L136 205H134V203H133V200L131 201V202H129ZM5 202H8L7 204L5 203ZM11 202H15L16 204H15V207H14V204L13 205H11L10 203ZM84 202H86V201H84ZM215 202V201H214ZM18 203V204H19ZM36 203V202H35ZM33 204V205H35V207H37L36 206V204ZM76 203H78V201H75L74 202V204H76ZM80 203V202H79ZM87 203H88V201H87ZM167 203H168V201H167ZM10 204V205H9ZM22 204V203H21ZM20 204V205H21ZM30 204H29V206H30ZM81 204V203H80ZM83 204H85V205H87L86 203H83ZM101 204V203H100ZM98 204L99 206H101V207H99L98 206V209L100 208V209H102V207L104 208V206H103V204ZM168 204H170V203H168ZM168 204H166V205H168ZM11 206L10 207V209H6L7 207L6 206ZM39 206H40V204H38ZM84 205V206H85ZM88 205H90V206H92L91 204H88ZM6 208H5V207ZM12 206L14 207L13 209H12ZM38 206V207H39ZM42 206V205H41ZM77 206V205H76ZM89 206V207H90ZM8 207V208H9ZM23 207V206H22ZM28 207V206H27ZM35 207H33V208H35ZM86 207V206H85ZM169 207V206H168ZM171 207V206H170ZM18 209V210H20L19 212L17 211V210H14V209ZM31 208H32V206H31ZM31 208L29 207L28 209L31 211ZM83 208V207H82ZM87 208V207H86ZM138 208L139 207H137L136 209H137V211H138ZM150 208V207H149ZM24 209H26L27 210V208L25 207ZM39 209V208H38ZM40 209H41V207H40ZM39 209V210H40ZM85 209V208H84ZM83 209V210H84ZM133 209V208H132ZM135 209V210H136ZM140 209V208H139ZM154 209V208H153ZM166 209V208H165ZM13 211V213H12V215L10 214V211ZM29 210H27L28 212H29ZM34 210H36V209H34ZM33 210V211H34ZM86 210V209H85ZM84 210V211H85ZM134 210V211H135ZM150 210H151V208H150ZM167 210H168V208H167ZM25 211V210H24ZM26 211V212H27ZM32 211V212H33ZM84 211H83V213H84ZM141 211H142V209H141ZM128 212H129V210H128ZM133 212V211H132ZM147 212V211H146ZM146 212H144V213H146ZM165 212H167V211H165ZM170 212V211H169ZM18 213H20L19 215H18ZM140 213V212H139ZM142 213V212H141ZM130 214H133V213H129L128 215H130ZM137 214V213H136ZM171 214V213H170ZM11 215V216H10ZM27 215V214H26ZM16 216H18L17 218H16ZM23 216V215H22ZM22 216H20L21 218H22ZM27 216H31V215H27ZM169 216H172V215H168V218L167 219H169L170 218V220L169 221H171V217H169ZM28 217V218H29ZM134 217V216H133ZM165 217V216H164ZM167 217V216H166ZM165 217V218H166ZM20 218V219H21ZM24 218V219H23ZM22 219H21V221H23V224L27 221H24L25 219H28V218H25V216L23 217ZM148 218V217H147ZM145 220V219H144ZM20 221V220H19ZM20 221V222H21ZM134 221V220H133ZM147 221V220H146ZM235 221H237V222H239L238 220H236L235 219ZM20 222H18V227L21 225H19V223ZM102 223H100V225L102 224V228L100 229V231L103 229V226H105L104 228L106 229L107 227H106V223H104L103 224V221H101ZM7 223V224H6ZM134 223V222H133ZM148 223V222H147ZM171 223V222H170ZM169 223V224H170ZM13 224L15 225V221L13 222L12 221V226H13ZM132 224V222L130 223V225ZM241 224H243V223H241ZM255 224V223H254ZM94 225H96V223L94 224ZM97 225H98V223H97ZM94 226V227H99V226ZM129 225V226H130ZM136 225V224H135ZM148 225H150L149 223H148ZM170 225H172V223L170 224ZM249 225V224H248ZM252 225V224H251ZM22 226V225H21ZM19 227V229L21 228V229H23L22 227ZM23 226H25V224L23 225ZM134 225L132 224L131 225V227H133ZM138 226V225H137ZM146 226V225H145ZM174 226V228L175 227H177V226H175V225H173ZM233 226H235V225H233ZM239 225L237 224V226L236 227H238ZM13 227H15L14 229H11L10 228V230H12V232H13V230H14V232H13V234H15V231H16V229H17V231L16 232H18V228L16 227V226H13ZM94 227H92V229L94 228ZM139 227V226H138ZM136 228V226H135V230H134V228H132V230L133 231H135V234L137 235H135V237H133V240L131 239L130 240V238H132L131 237V235L129 236V237H126V239H128L129 240V243H130V241H133V243L135 242L136 244L139 242V241H137L135 238L136 237H138V240H140V242H139V244H143L144 245V247H146V248H148V250H149V248L151 249L152 248V244L149 242V241H147L146 240V238H148V237H146V235H145V233L143 234L142 232H141V227L140 228ZM148 227V226H147ZM170 227V226H169ZM249 227V229H250V227L252 228L253 227V225L252 226H248ZM94 229V230H96V234H97V232L99 233V228L98 229ZM130 228V227H129ZM144 228H146V227H144ZM148 228H152V227H148ZM235 228V227H234ZM4 229V231H6ZM24 229H25V227H24ZM107 229H109V228H107ZM147 229V228H146ZM149 229V230H150ZM173 229V227H171V229L169 228V231H171ZM239 229H240V227H239ZM238 229V230H239ZM253 229V228H252ZM49 230V229H48ZM94 230H93V232H94ZM130 230V229H129ZM132 230H131V232H132ZM148 230V231H149ZM152 230V229H151ZM175 230V229H174ZM178 230V229H177ZM235 230V229H234ZM237 230V229H236ZM241 230V229H240ZM245 230L247 231L248 229H247V226L245 227ZM7 231H9V230H7ZM20 231V230H19ZM103 231H105V230H103ZM180 231V230H179ZM12 232H9V234L11 235V233ZM23 231L21 230L20 231V233L18 234V235H20L21 233H22ZM92 232V235L90 234H87V235H89V236H93V233ZM102 232V231H101ZM100 232V233H101ZM108 233V230H106L105 231V233L104 232H102L101 234L99 233V235H101L100 236V241L102 242L103 240H101L102 239V237L103 236H107V233ZM109 232H110V229H109ZM144 232H145V230H144ZM174 232L175 231H173V234L171 235L172 237H173V235H174V237H175V235H176V233L174 234ZM5 233H7V232H5ZM47 233V232H46ZM103 233L104 234H106V235H103ZM154 233V232H153ZM172 233V231L170 232V234ZM215 234H212V236L214 235L215 237H217V235H219L218 234V232H214ZM233 233V232H232ZM243 233V232H242ZM247 233V232H246ZM23 234V233H22ZM21 234V236H23ZM112 234V233H111ZM131 234H133V233H131ZM178 234H179V232H178ZM217 234V235H216ZM248 234L249 233H247L246 235L248 236ZM17 233H16V238H17ZM86 235V236H87ZM99 235H96L97 237L99 236ZM124 235H126V234H124ZM244 236H245V233L243 234ZM5 236V235H4ZM85 235H84V237H86ZM89 236H87V238H90ZM108 236H110V235H108ZM134 236V235H133ZM147 236H148V234H147ZM209 237L210 239L212 238V239H214V237ZM237 236H239V234L237 235ZM241 236V235H240ZM251 236V235H250ZM9 237V236H8ZM8 237H6V238H8ZM11 237V236H10ZM9 237V238H10ZM12 237H14V235L12 236ZM10 238V239H13V238ZM19 237V236H18ZM24 238H25V236H23ZM97 237H93V240L92 241H94V239H96ZM113 237H114V235H113ZM119 236H117V239H119L118 238ZM228 237V236H227ZM233 237H235L234 236V234H233ZM16 238H14L13 239V243L15 242V241H17V240H15ZM19 238H21V237H19ZM86 238V239H87ZM105 238V237H104ZM218 238H219V236H218ZM231 238V237H230ZM242 238V237H241ZM247 238V237H246ZM85 239V238H84ZM90 239H87V240H80L81 242L82 241H84L85 243H87V241L88 240H90ZM99 239V238H98ZM108 238L106 237V240H107ZM109 239H110V237H109ZM117 239H116V237H115V240L117 241ZM207 239H208V237H207ZM215 239H217V238H215ZM233 239H235V238H233ZM250 239V238H249ZM0 240H1V237H0ZM7 240H9V239H7ZM15 240V241H14ZM20 240V239H19ZM27 240V239H26ZM89 241V242H92V241ZM105 239H104V241L102 242V243H104L105 241H106ZM114 239H112V241H107L106 243H108V242H110V243H112V245H113V241H114V243L115 244H117V245H115L114 244V246L113 247H115L116 248V250H119V252L118 251H116V252H113V253H111L112 251H114V249L112 248V246H110L111 244L109 243V245H107V247H105L106 245H101L103 248H100L101 250L102 249H104V248H106L104 251H103V253L105 254V255H107L108 253H107V251L109 252V256H107V257H111V258H108L109 260V262H111V260L112 259H116V257L118 256V260L116 259V261H119V258H120V256L121 255H124V256H121V258L120 259H122V258H124L125 260H126V262L124 263V264H129L128 262V259H130V257H129V255H126L129 251H131L132 249H136V248H134L135 246H132V245H134V244H132V243H130L129 245H128V243L124 240V243L126 242L127 244H123L122 242H123V240L120 238L119 240H122L120 243H117L116 241H115ZM218 241H215L214 243L216 244V243H220V239H217ZM227 240H229V237H228V239ZM237 240H238V238H237ZM2 241H3V239H2ZM6 241V240H5ZM5 241H3V243L5 242ZM10 241H12V240H10ZM9 241V243L8 244H11V242ZM80 241H79V243H80ZM212 241V240H211ZM209 242V239H208V242L206 243L205 242V239H204V241H203V237H202V239H200V241H199V244L202 246L200 249L198 248L196 251H195V253H193L192 252V254H191V258L192 257H194V258H190V260L192 261V263L191 264H197V263H199L200 264V262L203 264L204 262H202V261H200V259H201V257H203L204 255V253H205V250L207 249H205V246H207L208 247V245L210 246L211 245V247L212 246H214V248H216L215 247V244L213 245V243L212 242ZM232 241V240H231ZM239 241V240H238ZM7 242V241H6ZM24 242H25V240H24ZM88 242V243H89ZM98 243V241H97V239H96V241H95V243ZM101 242L99 243V244H101ZM229 242H230V240H229ZM237 242V241H236ZM235 241H234V243H236ZM1 243V242H0ZM11 244V245H13L14 246V244ZM27 243V242H26ZM77 243V242H76ZM97 243L96 244H94V246L95 245H97ZM234 243H233V245H234ZM239 243V242H238ZM252 244H251V247H253L255 250H256V248H258L259 247V241L257 242V241H252L251 242ZM262 243V242H261ZM6 245V243H5V245H6V247L8 246H10V245ZM89 244H91L92 245V248H96V246L95 247H93V244L92 243H89ZM88 244V245H89ZM4 245V246H5ZM87 245V244H86ZM127 245V246H126ZM142 245V246H143ZM218 245V244H217ZM232 245V246H233ZM236 245V244H235ZM250 245V244H249ZM0 246H2L1 244H0ZM4 246L3 247H1L2 248V250H6V247L4 248ZM27 246V245H26ZM76 246V245H75ZM77 246H79L78 245V243H77ZM117 246V247H116ZM137 246H139L140 247V249L139 248H137V250H136V252H138L139 253V250H145L144 248H142L141 247V245H137ZM191 246H192V244H191ZM221 247H222V245H220ZM219 246V247H220ZM229 246V245H228ZM227 246V247H228ZM15 247V246H14ZM80 247V246H79ZM90 247V246H89ZM99 247V246H98ZM125 247H126V250L130 247V248H132L131 250H129L127 253H125V251H123L124 249H125ZM211 247H209L210 249H211ZM223 247H225L224 245H223ZM4 248V249H3ZM13 248V247H12ZM11 248V249H12ZM78 248V247H77ZM91 247H90V249H92ZM153 248H154V246H153ZM152 248V249H153ZM208 248V249H209ZM250 248V247H249ZM248 248V249H249ZM261 248V247H260ZM10 249V248H9ZM14 249V248H13ZM28 249H29V247H28ZM31 249V248H30ZM79 249V248H78ZM78 249H76V250H78ZM87 249H89V248H87ZM97 249V248H96ZM96 249H94L93 250V252H97V251H95ZM99 249V250H100ZM209 249V250H210ZM262 249V248H261ZM27 250V249H26ZM22 251V254L23 253H28L29 251L27 250V251ZM32 250V249H31ZM84 250V249H83ZM83 250H80L79 249V251H83ZM133 250V251H134ZM147 250V249H146ZM147 250V251H148ZM154 250V249H153ZM152 250V252H154ZM217 250H218V248H217ZM216 250V251H217ZM246 250V249H245ZM250 251H252L251 249H249ZM16 251V250H15ZM15 251L13 252V251H11V254L13 253V254H15ZM33 251V250H32ZM32 251H30V254H31V252ZM79 251H77V252H79ZM85 251V250H84ZM147 251H145V252H147ZM2 252V251H1ZM9 252V254H10V250L8 251ZM89 252H92V251H89ZM118 252V253H117ZM121 252H124L125 254H122ZM149 252H151V250L149 251ZM152 252L150 253V254H152ZM219 252H220V250H218V256H220L221 255V257H222V253L224 252H222V253H220L219 254ZM258 251H256V253H257ZM18 253V252H17ZM34 253V252H33ZM74 253H76V252H74ZM135 253V252H134ZM232 253V252H231ZM251 253V252H250ZM10 254V255H11ZM12 254V255H13ZM30 254H28V256L27 257H30ZM65 254V253H64ZM67 254V253H66ZM63 255V256H65V258L68 256V255ZM83 254V255H82ZM97 254V253H96ZM104 254H101V251H100V255H104ZM110 254H112V256H113V254H115V255H117L116 257H115V255L112 257ZM119 254V255H118ZM129 254V253H128ZM130 254H131V252H130ZM136 254V253H135ZM154 254V253H153ZM249 254V253H248ZM253 254V253H252ZM26 255L27 254H25V255H22L21 256V252L19 253V255L18 254H15L14 256H12V257H16V256H18L17 257V259H16V261L17 260H19L21 257H22V259H20V260H24L23 259V256H25V260H27V258H26ZM34 255H35V253H34ZM70 255H71V253H70ZM75 255V254H74ZM87 255L89 256H85L84 255V253H82L81 252V254L80 253H78V256L77 257H79V259L81 260H78V262H80V263H82V264H87V262L89 263V264H91L90 262H92V260H90L91 259V254L90 253H87ZM92 255H93V253H92ZM105 255H104V259H105V262L107 261L106 259H107V257L105 258ZM132 255V254H131ZM193 255V256H192ZM211 255V254H210ZM226 255V254H225ZM224 255V256H225ZM247 255V254H246ZM32 256V255H31ZM91 256V257H90ZM95 256V255H94ZM99 256V255H98ZM126 256H128L127 258H125ZM152 256H156V254L155 255H152ZM217 256V257H218ZM9 257V258H8ZM7 257V259H11V257L10 256H8ZM77 257H75V258H77ZM96 257V256H95ZM94 257V258H95ZM102 257H98V258H101L102 259ZM228 257V259H229V255L227 256ZM238 257V256H237ZM248 257V256H247ZM5 258H6V253H5ZM5 258H4V254L3 255H1L0 254V263H6V264H9V263H7V262H4V260H5ZM219 258V257H218ZM240 258V257H239ZM252 258V257H251ZM250 258V259H251ZM30 258H28V260H29ZM31 259H32V257H31ZM68 259V258H67ZM96 259V258H95ZM124 259H122V261L121 262H124ZM216 260L214 261V259L212 260V261H214V262H212L211 264H220L221 262H218V261H222L223 260V257H222V260L221 259H219V260H217V258H215ZM245 259H247V258H245ZM14 260H15V258H14ZM12 261V259L10 260L11 262H14V264H15V261ZM24 260V261H25ZM32 260H34V258L32 259ZM70 260V259H69ZM89 260H90V262H89ZM97 261H99L98 259H96ZM96 260H94L93 259V261H96ZM131 260V259H130ZM183 260H184V258H183ZM189 260V259H188ZM187 260V261H188ZM189 260V261H190ZM24 261H23V263H24ZM35 261H36V259H35ZM66 261V260H65ZM68 261V260H67ZM76 261V260H75ZM100 261H102V260H100ZM104 261V260H103ZM102 261V262H103ZM187 261H185V262H187ZM232 261V260H231ZM239 261V260H238ZM252 261V260H251ZM255 261V260H254ZM253 261V262H254ZM19 262V261H18ZM34 262V261H33ZM69 263H67V264H71L70 262H73V263H75L74 261H68ZM77 262V263H78ZM102 262H101V264H102ZM112 262H114V260L112 261ZM111 262V263H112ZM184 262V263H185ZM211 262V261H210ZM224 262V261H223ZM225 262H227V260L225 261ZM28 263V262H27ZM72 263V264H73ZM76 263V264H77ZM79 263V264H80ZM97 263V262H96ZM104 263V262H103ZM116 263V262H115ZM114 263V264H115ZM134 264L132 261L130 262V264ZM251 263V262H250ZM10 264H12V263H10ZM18 264H22V263H18ZM25 264V263H24ZM32 264V263H31ZM92 264H95L94 262L92 263ZM98 264V263H97ZM105 264V263H104ZM107 264H110V263H107ZM113 264V263H112ZM116 264H118V263H116ZM120 264V263H119ZM121 264H123V263H121ZM187 264V263H186ZM188 264H189V262H188ZM225 264V263H224ZM237 264H238V262H237Z\"/></svg>", "mask_w": 264, "mask_h": 264}]
</instances>
